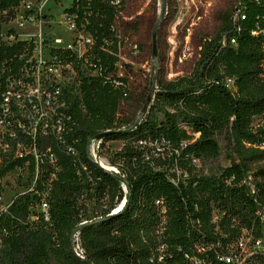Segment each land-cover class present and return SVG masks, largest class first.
I'll return each mask as SVG.
<instances>
[{
	"label": "trees",
	"instance_id": "1",
	"mask_svg": "<svg viewBox=\"0 0 264 264\" xmlns=\"http://www.w3.org/2000/svg\"><path fill=\"white\" fill-rule=\"evenodd\" d=\"M20 1L0 0V24L13 18ZM229 12L218 13L217 28L211 38L200 43L191 73L159 81L149 109L137 120L119 117V90L98 76L78 78L79 95L71 98L70 108L77 121L80 142L76 147L86 174H76L71 160L61 156V172L50 192L58 244L53 246L42 231L13 223L0 264H145L146 256L160 242L175 251L174 259H178L198 237L203 241L210 238L211 206L227 220L255 217V209L264 205V166L250 169V164L264 160V149L250 144L264 135V129L252 127L253 117L264 110V52L259 38L249 35L244 26L239 30L233 27ZM63 13L75 14L76 26L92 38V58L105 71L112 70L119 59L113 28L117 6L108 0H71ZM24 44H28L26 40L16 41L14 47L0 43V60ZM52 51L61 56L69 52L66 48ZM225 76L232 77L230 89L224 86ZM100 132L105 133L100 151L126 181L125 202L115 211L111 209L123 195L120 178L85 157L86 138ZM217 135L222 137V146ZM145 137H162L178 148L177 154L169 153L172 163L163 153L144 160L143 149L134 142ZM181 140L186 144L178 147ZM116 141L122 143L118 149L111 147ZM221 150L225 165L216 172L195 173L191 158L198 162L216 158ZM248 172L259 179L255 182L256 201L242 185L223 183L228 175L239 177ZM169 174L191 177L175 185ZM29 200L27 194L19 195L10 210L24 214ZM85 201L91 203L89 209ZM88 213L93 217L78 224ZM189 219L200 220L202 233L187 222ZM76 227L84 260L70 250L69 234ZM171 263L167 259L164 264Z\"/></svg>",
	"mask_w": 264,
	"mask_h": 264
},
{
	"label": "built area",
	"instance_id": "2",
	"mask_svg": "<svg viewBox=\"0 0 264 264\" xmlns=\"http://www.w3.org/2000/svg\"><path fill=\"white\" fill-rule=\"evenodd\" d=\"M108 1L117 7L120 3V0ZM18 6L13 18L0 24L1 45L14 47L19 40L28 43L0 60V261L11 237L13 223L42 231L49 236L53 246L58 244L50 212V192L61 172V156L71 160L76 174H86V164L76 147L80 142L76 133L77 121L70 108L71 98L79 95L78 78L98 76L119 90L121 98L128 92L126 64L118 59L112 70L105 71L97 59L92 58V38L83 27L76 26L75 14L64 13L63 23L70 33L65 43L61 37H50L37 27L25 32L23 22L38 24L37 17L32 12L18 11ZM229 9L233 27L239 30L244 26L249 35L259 38L264 52V0H232ZM52 48H66L69 52L61 56ZM223 83L230 89L232 77L225 76ZM252 127L264 129V110L253 117ZM100 139L95 135L86 138L85 157L106 172L120 177L123 195L111 209L115 211L125 202L126 181L100 151ZM119 143L114 149L120 148L122 143ZM134 143L143 149L144 160L158 157L164 146L170 147L169 153H178V148L162 137L139 138ZM185 144L186 141L181 140L178 147ZM250 145L264 149V135ZM191 162L194 166L198 164L194 158ZM190 177V174H169V180L175 185L186 183ZM256 181L259 179L249 172L239 177L231 174L223 178L225 185H242L253 201H256ZM23 194L30 197L25 213L11 211L13 200ZM262 198L264 200V193ZM84 203L89 209L91 203ZM193 208H196L195 204ZM210 209L208 223L211 228L207 241L198 237L188 250H182L178 259H174L175 251L160 242L146 256L145 264H164L167 259L171 264H264V205L256 208L255 217L252 215L246 221L227 220L212 206ZM91 217L82 218L78 224ZM187 222L195 230L202 231L199 229L200 220L189 219ZM69 241L72 253L84 260L77 230L70 232ZM175 249L179 251L180 247L177 245Z\"/></svg>",
	"mask_w": 264,
	"mask_h": 264
},
{
	"label": "rangeland",
	"instance_id": "3",
	"mask_svg": "<svg viewBox=\"0 0 264 264\" xmlns=\"http://www.w3.org/2000/svg\"><path fill=\"white\" fill-rule=\"evenodd\" d=\"M70 2L21 1L18 11L32 12L38 21V24L23 22V30L33 31L37 27L43 34L61 37L63 42H68L70 33L63 23V9ZM231 5L232 0H120L113 28L118 39V58L128 70V92L119 100L120 118L130 122L135 120L149 92L143 116L149 109L153 88L159 81L167 82L191 73L200 43L213 36L218 25V13L228 11ZM217 139L222 146L221 135H217ZM119 145L117 141L111 143L112 148ZM160 150L162 157L171 164L170 147L164 146ZM225 164L226 157L221 150L216 158L199 161L194 171L199 174L216 172ZM260 166H264V160L252 162L250 169ZM176 171L181 172L180 169Z\"/></svg>",
	"mask_w": 264,
	"mask_h": 264
},
{
	"label": "water",
	"instance_id": "4",
	"mask_svg": "<svg viewBox=\"0 0 264 264\" xmlns=\"http://www.w3.org/2000/svg\"><path fill=\"white\" fill-rule=\"evenodd\" d=\"M152 54L154 55V31H153V34H152ZM148 98H149V92H148V94H147V96H146V98H145V102H144V104H143V106H142V108H141L140 114L138 115L137 119H139V118L142 116V114H143V112H144V110H145L146 102H147ZM137 119H136V120H137ZM104 134H105L104 132H100V133L96 134L95 137H96V138H100V137L103 136ZM115 176L119 177L118 175H115ZM119 178H120V177H119ZM77 228H78V227H76V228L73 229V230H76ZM83 262H84V264H89V262H87V261H83Z\"/></svg>",
	"mask_w": 264,
	"mask_h": 264
}]
</instances>
